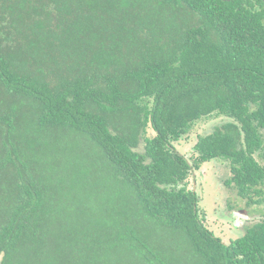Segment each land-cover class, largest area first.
I'll return each mask as SVG.
<instances>
[{
    "label": "trees",
    "instance_id": "trees-1",
    "mask_svg": "<svg viewBox=\"0 0 264 264\" xmlns=\"http://www.w3.org/2000/svg\"><path fill=\"white\" fill-rule=\"evenodd\" d=\"M207 117L224 121L186 156L175 144ZM212 160L239 194L264 185L262 13L238 0H0V264H122L118 250L180 264L148 225L182 233L185 264H264V222L232 248L203 225L188 185Z\"/></svg>",
    "mask_w": 264,
    "mask_h": 264
},
{
    "label": "rangeland",
    "instance_id": "rangeland-1",
    "mask_svg": "<svg viewBox=\"0 0 264 264\" xmlns=\"http://www.w3.org/2000/svg\"><path fill=\"white\" fill-rule=\"evenodd\" d=\"M223 118L218 117H207L206 119H202L199 122L195 123L190 131L183 137V139L180 140L179 143H176L177 149L184 153L186 156H191L192 154V148L193 145L196 142L197 136L211 132L216 126L222 124ZM74 146L77 148V154L79 155V158H81L83 161H86V158H91L92 155L85 154V150H83V147L86 146V143L83 141L78 140L77 142L73 143ZM83 150V152H82ZM90 158V159H91ZM229 169L226 167L224 163L221 161H213V162H208L200 166V169L198 171H194L192 176L189 178V188H193L198 195L200 196L201 200V205L205 207L208 211H210V214L212 217H217L218 215H213V206L215 205L214 203H218L217 200H220L222 202L225 200V195L224 191H227L226 194V201L231 199V203H236L234 201V197L232 196L231 192L229 189H227L223 183L222 180L220 179H225L227 176H229ZM220 188L225 189L221 194L217 192V190H220ZM130 191L125 190V205L129 203L131 200V196H129ZM124 198V197H123ZM124 205V206H125ZM228 204L224 207L227 208ZM203 211V210H202ZM205 211V210H204ZM205 212L206 218L204 217V224H206L212 231H214V228L217 226L212 223L211 218L209 219L208 213ZM225 215L222 216L220 219H225ZM229 221V220H228ZM230 222V221H229ZM226 227H222L220 224V230L216 231V235H220V237L227 242L228 241V235H226L225 231ZM146 231H150L149 233V238L153 242L157 244V248L160 250H165L164 247H170L174 251L172 254L173 260L178 261L180 264H185L186 260L184 258H179L182 257L181 255H185L184 250L189 248L188 243L182 238L183 235L180 231L178 230H172L169 228H163V227H154L153 229L148 227H145ZM120 250L115 255L116 258V263H119L122 261V264H141L139 262V256H136L135 253H122L120 254ZM119 255V256H118ZM124 258L123 260H120L119 258Z\"/></svg>",
    "mask_w": 264,
    "mask_h": 264
},
{
    "label": "flooded vegetation",
    "instance_id": "flooded-vegetation-1",
    "mask_svg": "<svg viewBox=\"0 0 264 264\" xmlns=\"http://www.w3.org/2000/svg\"><path fill=\"white\" fill-rule=\"evenodd\" d=\"M238 1L242 4L252 6L255 11H257L258 13H262V16L264 18V0ZM213 161L217 160L209 161V163ZM230 177L231 174L229 173V176H227L225 179L220 180H222L223 185L230 190L232 196L234 197V201H237V204L231 203V199L227 203V191H224L225 189L220 188V190H217V192L221 194L224 191L225 200H223L222 202H220V200H217L218 203H214L215 205L213 206L212 214L215 216L220 214L217 217H212L211 215H209L210 211H208L203 205H201V200L198 193L193 188L192 190L196 192L197 197L199 199V207L201 209L200 217H202L201 219L203 220V225L209 231H211L214 236H216L220 240L222 244L228 246L229 248H232L233 243L243 238L247 234V232L251 231L252 228L255 227L256 224L264 222V185L258 184L250 192L247 191L246 194H239L237 189L234 188L233 183H231L230 186L227 185V181L230 179ZM227 204V208H224ZM205 212L208 213L209 219L211 218L212 223L217 226L216 228H214V231H212V229H210L206 224H204V217L206 218ZM225 212L227 213L224 217L225 219H220L222 216L225 215ZM220 224L222 227H226L225 234L228 235L227 242H225L220 237V235H216L217 233H215L217 230H220Z\"/></svg>",
    "mask_w": 264,
    "mask_h": 264
}]
</instances>
